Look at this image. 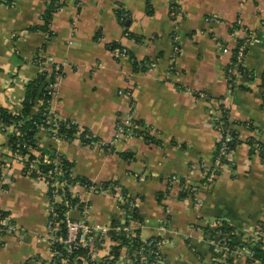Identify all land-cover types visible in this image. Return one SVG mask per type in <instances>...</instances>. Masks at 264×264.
I'll return each mask as SVG.
<instances>
[{"label":"crops","instance_id":"obj_1","mask_svg":"<svg viewBox=\"0 0 264 264\" xmlns=\"http://www.w3.org/2000/svg\"><path fill=\"white\" fill-rule=\"evenodd\" d=\"M53 1L0 0V108L20 111L27 85L41 73L52 74V66L61 67L51 113L96 138L86 145L74 140L55 146L47 133H38L43 148L51 151L53 143L56 154L73 164L74 175L92 184V189H75L87 213L73 208L69 217L92 225H126L125 190L137 200L145 226L141 240L163 242L161 264L224 262L225 251L212 237L217 222L232 227L242 241L234 264H258L249 257L264 225V158L251 153L249 141L264 143V0H178L176 55L169 16L173 0H86L80 7L76 0H57L47 31L45 16ZM238 20L260 42L248 47V76L230 91L227 71L236 44L230 28ZM114 43L128 54L113 56ZM37 58L55 65L41 71ZM124 90H131V98L120 95ZM131 105L132 118L151 127L156 143L134 136L117 139ZM221 105L239 124V144L208 185L200 166L212 163L217 153L221 136L215 119L222 116ZM0 151L4 158L10 153L1 129ZM9 165L1 170L0 212L19 230L0 229V264H51L48 189L25 175L19 163ZM191 188L197 190L187 193ZM124 247L118 264L137 258Z\"/></svg>","mask_w":264,"mask_h":264},{"label":"built area","instance_id":"obj_2","mask_svg":"<svg viewBox=\"0 0 264 264\" xmlns=\"http://www.w3.org/2000/svg\"><path fill=\"white\" fill-rule=\"evenodd\" d=\"M85 1L86 0H76V6H82ZM169 16L174 24L175 32L173 31L172 41L173 44H175L174 54L176 55L179 54V35L176 33V30L178 28L179 19L181 18L178 0H173L170 4ZM207 21L219 22V20H215V18H207ZM241 33L245 34V38L239 37ZM231 36L236 41L235 48L237 47V51L235 53V61L230 65L227 71V82L230 91L234 88L237 80L241 77L242 69L245 71L244 62L248 47L260 42V39L255 32L243 30L240 20H238L235 29L231 32ZM241 39H244V41L240 42ZM111 52L116 58H121L128 54L126 49H114ZM36 63L39 68H41V71H43V68L47 65L54 64L50 59L44 60L42 58H37ZM147 67L153 68L154 64H148ZM61 71V67L58 64L52 66L54 80L50 81L46 87L47 94L50 97L47 100L48 105L51 104L53 96L55 95L57 82L61 79ZM120 95L129 99L132 96V92L131 90H124L120 92ZM43 105V102H39L37 107L40 108ZM132 106L133 105L130 106L131 110L128 116L119 124L117 139L121 136L138 137L135 131L140 127L132 118ZM49 110L50 109L46 107L43 111L44 121L40 124L39 132H51L50 140L55 144V146H57L67 142V140L58 135L60 127L58 122L60 120L56 119ZM210 113L213 112L210 111ZM219 120L220 118L215 119L217 132L221 136V145L218 153L213 158L212 163L210 162L209 164L201 162L200 166L205 172L204 181L208 185L214 183L220 172L225 170V167L229 165L227 162L230 153L229 143L233 138L230 134L226 133L224 128L219 124ZM70 123L76 124L73 121ZM1 130L7 134L12 132L21 138L24 136V133L20 129L19 125L13 124L9 127L4 126ZM77 136H79V134H77ZM74 140H78L82 143L78 137L72 141ZM37 143L39 144V140ZM42 148L43 147L41 145H39V148H34L29 146L27 143H23L22 150L18 149L16 151H11L10 149V153L6 158H4L2 151H0V169L5 172L10 168L9 161L17 162L23 167V173L25 175H28L34 180H39L46 185L48 194H50V218L48 222L47 240L50 242L52 249L51 264H118L117 258H115L112 254L111 248L113 245H119V242L115 240L114 235L125 233L132 238H136L137 230H143L145 228L144 224L131 220L129 225H92L85 219H74L69 217V211L73 208H80V206L82 207L80 209L82 210L83 215L87 213V205L82 203L79 196L76 195L75 189L79 186L92 189V186H87L86 184H82L80 182L72 183L70 179H75L76 177L74 175L73 168H62L59 166L63 164V160L59 159V156L61 155L53 152V155H56V158L52 160L49 153L43 154ZM255 148V153L260 154V151L262 150L259 148V145H256ZM40 163L44 165H51L55 163L56 167L49 169L48 171H43L38 167V164ZM196 190L197 188H191L187 189L186 192L193 193ZM74 199H78V204L73 205ZM121 201L123 204L128 202L124 196L121 197ZM58 204L63 205L66 209L64 216L61 218L56 211ZM129 207L130 209L137 208V200H131L129 202ZM222 226V223L217 222L214 224L212 232L215 233L216 237L220 238L217 240V244L225 251V261L229 257L228 252L230 249L227 247V236H225L221 230ZM0 229L6 234H12L19 230L18 226L12 222L11 218L4 216L3 214H0ZM256 235L258 239V236H263V232H261V230H257ZM162 244L163 242L161 240H157L155 238L148 241H142L140 249L136 251V256L138 258L135 260L134 264H145V262H143L144 259H147V264H161L163 261L161 254ZM125 248L126 247H122L120 252H123ZM79 250H84V255H79ZM241 251L242 250H237L233 252L231 256L238 257L241 255ZM217 264H221V262H217Z\"/></svg>","mask_w":264,"mask_h":264},{"label":"trees","instance_id":"obj_3","mask_svg":"<svg viewBox=\"0 0 264 264\" xmlns=\"http://www.w3.org/2000/svg\"><path fill=\"white\" fill-rule=\"evenodd\" d=\"M57 0L53 1V3L50 5L46 16H45V26L43 27L44 30L49 31L48 29V24L51 20V13L55 12L58 5L56 4ZM235 24L231 26L230 31L232 32L235 29ZM244 39H241L240 42H243ZM114 49H121L123 50V48H121L118 44L114 43L110 46V50H114ZM237 51V47L234 48V60L235 61V53ZM232 62V63H233ZM134 66L135 68L137 67V63L134 62ZM144 69H146L145 65L143 66ZM246 76H248V72L247 70H243L242 69V75H241V79L245 78ZM54 80V76L52 74H48V73H41L37 79H35L34 81L30 82L27 85V89L24 95V99L22 100V109L20 111H9L5 108H0V129H2V127L4 126H11L13 124L15 125H19L20 129L23 131L24 136L18 137L16 136L14 133L10 132L7 134L8 136V146L10 147L11 151H16L18 149L22 150V146L23 143H27L29 146H32L34 148H39V145L37 143L38 139V133L40 131V124L43 123L44 121V116H43V111L44 109L47 107L50 109V105L47 104V100L50 98L49 95L47 94V90L46 87L48 85V83L50 81ZM39 102H43L44 105L41 106L40 108H38L37 112H34V108L36 106V103ZM221 109V117L219 120V124L224 128V130L226 131V133L230 134L231 137L233 138L232 141L229 143V152L232 151L238 144H239V137H238V129L237 127L239 126V124L231 122L229 119V112L226 109V107L224 105H221L220 107ZM51 111V110H49ZM71 121H67V122H63V121H59L58 123L60 124L59 130H58V135L64 137L65 140H67V142L72 141L73 139H75L76 137H78V139L80 141H82L83 144H91L93 142L96 141V138L93 137V135L89 132V130L84 129L82 127H80L77 124H71ZM135 123L140 127L138 129H136L135 133H137L138 137H143V139L148 142V143H156V139H154L151 135V127L146 126L145 124L136 122ZM252 128V126H249ZM77 134H79V136H77ZM51 137V132H47V138L48 140H50ZM221 143L218 146L217 149V153L218 150L220 148ZM249 145L251 146V153H255V146L259 145V148L262 150L260 151V155L262 156V158H264V143H261L259 141H255L254 139H251L249 141ZM51 151L56 152V149L53 146V143L51 144ZM48 149L42 148V152L43 154H47L49 153L50 157L52 158V160H54L56 158V155H53L52 152ZM26 153V152H24ZM217 153L215 154V156L217 155ZM214 156V157H215ZM33 159V158H31ZM59 159L63 160V164L59 165L64 169H70L73 168V164L71 162H69L65 157H63L62 155L59 156ZM39 169L43 170V171H48L49 169H53L54 167H56V164L53 163L51 165H44L42 163L38 164ZM0 176H1V169H0ZM68 177V175H67ZM69 178V177H68ZM70 181L72 183H76V182H80L82 184H86L87 186H92V184L82 178H78L75 177V179H70ZM123 196L124 198L127 199V203L123 204V208L126 212V221L127 224L129 225L130 221H138L141 223L143 222L142 217L139 215L138 212V208H133L130 209L129 207V202L131 201V198L129 196H127V193L125 192V190L123 191ZM48 196L50 197V194H48ZM78 204V199H74L73 200V205ZM80 208H82L80 206ZM65 208L63 207V205L58 204L56 211L59 214V217H63L65 214ZM2 212H0L1 214ZM3 214V213H2ZM232 227H230L229 225H227L226 223L223 224L221 230L223 232V234L225 236H227L228 239V243H227V247L230 249V251L228 252V259L225 260L224 262H221V264H234V258L231 256L233 252L237 251V250H241L242 247L241 243L242 241H238V237L232 233L231 231ZM261 232H264V225H262L260 227ZM137 237L136 238H131L128 234L122 233V234H117L114 235L115 240H117L119 242V245H113L111 246L112 248V254L115 256V258H118L120 249L124 246L129 247V252L130 253H134L136 252L138 249H140L141 245H142V240L140 235V231L137 230ZM212 237H216L215 233L212 232ZM220 238L216 237V240H219ZM252 245H250V249H251V254L249 257V262L250 263H256L258 262L259 264H264V238L262 236H258L257 240H253ZM243 245V244H242ZM84 250H79L78 254L79 255H84ZM138 258V257H137ZM136 258V259H137ZM135 260L130 263V264H134Z\"/></svg>","mask_w":264,"mask_h":264}]
</instances>
